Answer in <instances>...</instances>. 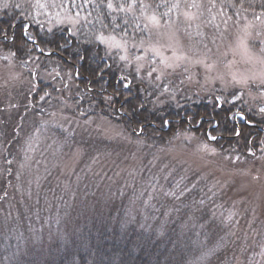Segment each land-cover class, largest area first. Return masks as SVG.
<instances>
[{
    "label": "trees",
    "instance_id": "obj_1",
    "mask_svg": "<svg viewBox=\"0 0 264 264\" xmlns=\"http://www.w3.org/2000/svg\"><path fill=\"white\" fill-rule=\"evenodd\" d=\"M42 1L64 8L71 15H82L92 24L81 29L86 25L82 20L76 33L68 25L48 29L46 24L55 20L40 11L36 13L28 0H0V62L5 63L3 56H12L21 73L13 86L0 87V120L7 124L5 134L12 135L10 141L17 142L19 137L11 126L17 119L45 111L49 113L43 114L65 111L81 127L79 135L86 143L94 134L85 126L104 119L120 124L127 138L140 147L147 144L167 148L178 137L195 134L221 151L249 156L250 151L255 155L264 148V114L251 109L249 100H235L233 97L239 94L231 92L222 100L219 89L200 93L183 83L178 84L179 88L183 85L181 89L174 83L165 88L170 78L163 77L155 83L148 77V70L140 73L117 51H109L98 41L100 35L106 34L131 41L145 39L147 26L141 3L135 8L129 0ZM148 1L152 2V12L167 20L164 0ZM217 2L233 3L234 7L222 6L241 16L246 12L264 14V0ZM254 45L264 52V46L258 42ZM238 114L245 115L248 123ZM98 140L100 147L121 152L111 158L116 163L124 165V159L130 158L122 154L126 141L120 139L123 143L118 148L111 141ZM152 150L148 147L145 153L151 156ZM8 152L5 150L2 156L1 180L14 172ZM92 155L100 158V168L104 159L109 161L107 155ZM90 157L91 150L85 160ZM160 164L153 165L160 179L149 173L148 164V172L138 169L136 176L119 181L92 211L86 200L94 187L87 190L77 184L69 192H60L63 185L58 183L51 208L41 211L40 224L51 237L44 235L42 242L30 245L21 239L20 246L11 238H0V264L4 260L9 264H256L247 261L246 254L242 256L243 249L233 236V222L227 228L220 224L214 203L204 204V199L199 202L195 187L190 194L192 202L184 206L183 198H188L186 191L197 175L182 168L166 186ZM80 167V173H89L91 181L101 179L105 184L110 180L111 172L95 177L96 169L86 163ZM140 172L151 179L141 181ZM76 177L77 174L70 178ZM4 185L5 182L0 193L6 190ZM145 185L149 196L135 197L136 190L141 191ZM45 191L46 198L54 195L52 189ZM132 202L140 210L135 218L130 211ZM66 208L71 209L66 212ZM32 210L30 221L36 213Z\"/></svg>",
    "mask_w": 264,
    "mask_h": 264
},
{
    "label": "rangeland",
    "instance_id": "obj_2",
    "mask_svg": "<svg viewBox=\"0 0 264 264\" xmlns=\"http://www.w3.org/2000/svg\"><path fill=\"white\" fill-rule=\"evenodd\" d=\"M28 1L35 7L36 13L40 11L43 16L55 20L46 24L48 29L68 25L76 33L82 20L86 25L81 29H88L89 23L92 24L82 15H71L68 10L48 6L42 0ZM129 3L135 8L142 4L147 37L131 41L117 35H100L98 41L109 51H117L123 61L135 65L140 73L148 70V77L155 79V83L163 77L170 78L165 88L174 83L176 88L181 89L183 85L179 88L178 84L183 83L200 93L219 89L223 92L219 97L222 100L228 92L238 93V97H233L235 100L243 98L246 103L247 99L251 109L264 114V52L260 46L258 49L254 45L258 42L264 46L263 13L246 12L241 16L238 11H226L222 6L234 7L233 3L220 5L217 0H164L166 11L163 14L167 16L164 20L152 12V2L148 0H129ZM135 8L131 10L132 14ZM3 58L5 63L0 62V87L6 84L11 87L21 78V73L12 56L5 55ZM52 105L56 103L52 102ZM43 113L30 114L27 119L22 117L11 123L19 135L15 139L17 142L10 141L12 135L5 134L7 124L0 120V170L5 150L9 151L12 166H15L12 176L3 180L0 177V187L6 183V190L0 193V238L6 236L20 246L18 241L21 239L30 245L42 242L44 235L51 237L40 224L41 211L51 208L58 183L63 185L60 192H69L77 184L87 190L94 187L86 200L87 208L92 211L119 181L136 176L138 169L147 171L148 164L149 173L160 179L158 168L153 167L160 161L166 186L167 182L175 180L178 170L183 168L194 172L196 181L186 191L188 198H183L184 206L192 202L190 194L195 187L199 202L204 199V204L214 203L220 224L227 228L233 222L236 226L232 231L235 241L243 249L242 256L246 254L247 261L264 264V148L255 155L250 151L249 156L221 151L195 134L180 136L167 148L159 149L147 144L140 147L127 138L120 124L104 119L85 126L94 134L86 143L79 135L81 127L65 111ZM239 117L244 118L242 114ZM91 125L94 127L91 128ZM120 139L127 142L122 154L130 157L124 159V165L111 160L121 154L120 151L97 144V140H106L119 148L123 143ZM76 143H79L78 146H74ZM127 147L130 149L127 150ZM148 147L154 148L151 156L145 153ZM89 150L91 157L85 160ZM96 153L109 158V161H102L101 168L100 158L92 155ZM82 163L97 170L95 177L111 172L109 182L104 184L101 179L91 181L89 173L81 174ZM75 174L77 177L72 180L70 177ZM138 178L141 181L151 179L142 172ZM147 187L145 185L141 191L136 190L135 197L149 196L145 194ZM49 189L54 195L46 198L44 190L48 192ZM132 204L130 211L135 218L140 210L136 209L137 203ZM32 208L36 213L30 221ZM70 209L66 208V212ZM60 212L58 210L57 213L60 215ZM9 263L8 260L3 261V264Z\"/></svg>",
    "mask_w": 264,
    "mask_h": 264
}]
</instances>
